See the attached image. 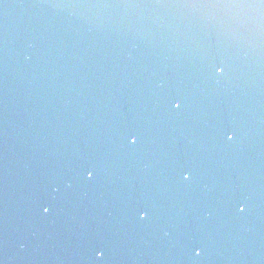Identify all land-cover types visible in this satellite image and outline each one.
Here are the masks:
<instances>
[{"label":"water","instance_id":"1","mask_svg":"<svg viewBox=\"0 0 264 264\" xmlns=\"http://www.w3.org/2000/svg\"><path fill=\"white\" fill-rule=\"evenodd\" d=\"M230 3L0 0V262L264 264V9Z\"/></svg>","mask_w":264,"mask_h":264},{"label":"clouds","instance_id":"2","mask_svg":"<svg viewBox=\"0 0 264 264\" xmlns=\"http://www.w3.org/2000/svg\"><path fill=\"white\" fill-rule=\"evenodd\" d=\"M223 7H229V8H250V9H256L257 10V15H260V10L264 9V0H258V3H249V4H242V3H230V4H225L222 5ZM221 73V69H217V74ZM175 107V106H174ZM229 140L232 139V136L230 135L228 137ZM187 179V177H185ZM47 211V209H45ZM141 219H143V215L141 216ZM23 248V245L20 246ZM197 255H199V252H197ZM0 264H4V262H0Z\"/></svg>","mask_w":264,"mask_h":264},{"label":"snow or ice","instance_id":"3","mask_svg":"<svg viewBox=\"0 0 264 264\" xmlns=\"http://www.w3.org/2000/svg\"><path fill=\"white\" fill-rule=\"evenodd\" d=\"M221 69V72L223 71V69L222 68H220ZM173 106H175V108H179V103L177 102V103H174L173 104ZM130 140H131V143H135V139H132V138H130ZM89 175V177L91 176V173H89L88 174ZM242 210V209H241Z\"/></svg>","mask_w":264,"mask_h":264}]
</instances>
